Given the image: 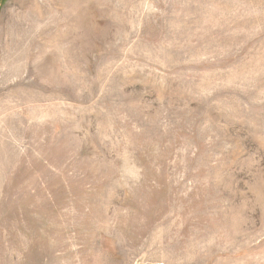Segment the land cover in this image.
<instances>
[{
  "label": "rangeland",
  "instance_id": "obj_1",
  "mask_svg": "<svg viewBox=\"0 0 264 264\" xmlns=\"http://www.w3.org/2000/svg\"><path fill=\"white\" fill-rule=\"evenodd\" d=\"M0 264H264V0H0Z\"/></svg>",
  "mask_w": 264,
  "mask_h": 264
}]
</instances>
